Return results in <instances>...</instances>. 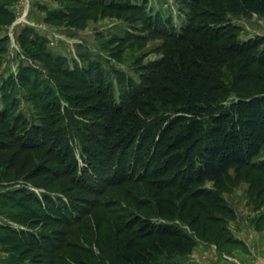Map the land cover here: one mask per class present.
I'll use <instances>...</instances> for the list:
<instances>
[{
  "label": "rangeland",
  "instance_id": "1",
  "mask_svg": "<svg viewBox=\"0 0 264 264\" xmlns=\"http://www.w3.org/2000/svg\"><path fill=\"white\" fill-rule=\"evenodd\" d=\"M225 2L0 0V264H48L42 247L52 249L61 236L70 245L60 249L58 264H105L94 257L97 242L124 237L133 218L174 232L162 241L159 264H264V146L251 165L232 168L223 187L206 184L224 207L189 193L160 204L145 182L96 193L78 186L84 173L102 182L124 176L104 155L109 151H100L104 141L119 144L125 130L94 109L91 90L124 118L127 97L146 76L192 58L222 89L210 101L214 108L255 92L237 80L238 58L228 50L264 37V15L225 12ZM101 126L107 139L97 136ZM140 143L126 155L122 147L117 163L135 164ZM30 145L49 150L31 152Z\"/></svg>",
  "mask_w": 264,
  "mask_h": 264
},
{
  "label": "trees",
  "instance_id": "2",
  "mask_svg": "<svg viewBox=\"0 0 264 264\" xmlns=\"http://www.w3.org/2000/svg\"><path fill=\"white\" fill-rule=\"evenodd\" d=\"M223 10L233 14L247 11L264 15V0H227ZM211 38L208 37L214 42ZM215 38L217 41L223 39L221 36ZM263 47L264 37H261L233 44L229 48L228 52L238 58L237 80L253 87L255 92L241 95L220 108H214L210 101L220 95L221 87L192 58L178 63L174 69L162 72L160 76L158 72L155 74L156 69L146 76L139 93L133 92L127 97L124 118L116 116L120 109L105 100L101 92L91 90L87 96L96 102L94 109L103 113L110 126H114L115 122L121 123L119 129L125 130H121L122 139V132L118 136L121 143L118 141L119 144L114 147H107L104 141L100 151H109L110 154L104 155H109V163L116 164L115 167L121 169L124 176L103 178L102 182L99 177L85 176L84 173L86 178L80 177L79 180L83 181H79L78 186L82 188L86 185L83 189L96 193L105 192L107 186L123 181L145 182L154 190L160 204L177 194L189 193L193 199H205L212 206L224 207L223 199L206 184L212 181L216 186L223 187L230 170L251 165L264 146ZM61 61L62 58L58 57L55 63L58 65ZM141 94L144 96L139 99ZM97 129L98 138L107 139L109 130L105 126ZM137 140L141 143L136 163L131 164L126 158L124 163H117L115 157L118 151L125 147L126 155ZM35 147L30 145L28 149L31 152L43 151L42 148L46 150L43 152L49 150L45 146ZM88 155L91 157L93 154L89 152ZM2 156L6 155H0L1 160ZM72 166L75 172V163ZM115 167L110 164L111 169ZM72 169L68 168L66 177H70ZM72 179L76 181V177ZM84 179H88L90 184ZM96 183H101L102 188H96ZM137 205L141 207L140 202ZM132 221L126 225L119 222L117 233L125 228L124 237L110 238L108 244L99 239L100 254L94 257L105 264H159L158 252L164 244L162 241L172 237L174 232L166 227L149 228L140 218H133ZM76 223L92 227L89 222ZM36 241L33 235L32 243ZM68 241L66 236H61L50 245L52 249L42 247L48 254V264H58L56 260L60 257V249L68 247Z\"/></svg>",
  "mask_w": 264,
  "mask_h": 264
}]
</instances>
